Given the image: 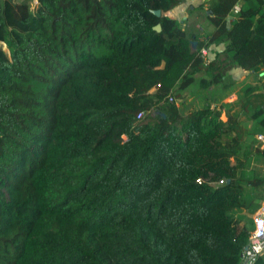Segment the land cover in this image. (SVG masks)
Instances as JSON below:
<instances>
[{"label":"trees","instance_id":"obj_1","mask_svg":"<svg viewBox=\"0 0 264 264\" xmlns=\"http://www.w3.org/2000/svg\"><path fill=\"white\" fill-rule=\"evenodd\" d=\"M185 2L0 0V264L240 262L264 84L223 97L264 70V0L188 4L190 29ZM192 85L203 104L172 100Z\"/></svg>","mask_w":264,"mask_h":264},{"label":"rangeland","instance_id":"obj_2","mask_svg":"<svg viewBox=\"0 0 264 264\" xmlns=\"http://www.w3.org/2000/svg\"><path fill=\"white\" fill-rule=\"evenodd\" d=\"M205 0H186V2L182 5H180L178 8H176L172 13L171 16H175L177 18L180 19L181 22V26H185L187 28H192V25L196 23V18L194 16V18H192L191 20H189L188 22L185 20L187 17V15L189 14L187 12V5L188 4H198L199 2H204ZM208 49L206 48V52L203 53L204 56L208 57ZM256 76V75H255ZM251 84V83H250ZM251 86L254 87V89L252 91H256L259 90L261 88V85L259 84H251ZM236 88V86H235ZM205 94H203V90L200 89L197 85H192L189 88H187L186 90L182 91L179 95H173V101H175L176 103H179L181 105H183V107H194V106H199L201 104H203L206 99H205ZM255 98H258V95L255 96ZM260 99V98H259ZM246 119L243 118V126H245L247 128V123L245 121ZM261 161L262 158L257 156V155H253L248 161V169L249 170H255L257 172H262L261 168ZM264 254V253H263Z\"/></svg>","mask_w":264,"mask_h":264},{"label":"built area","instance_id":"obj_3","mask_svg":"<svg viewBox=\"0 0 264 264\" xmlns=\"http://www.w3.org/2000/svg\"><path fill=\"white\" fill-rule=\"evenodd\" d=\"M238 5H234L233 11H237ZM202 54L206 48L201 49ZM138 112L137 116H140ZM256 138L264 141V132L257 133ZM264 253V199L252 214V226L250 227L246 244L240 253L238 264H252L258 255Z\"/></svg>","mask_w":264,"mask_h":264},{"label":"crops","instance_id":"obj_4","mask_svg":"<svg viewBox=\"0 0 264 264\" xmlns=\"http://www.w3.org/2000/svg\"><path fill=\"white\" fill-rule=\"evenodd\" d=\"M178 7H175L173 10H171L170 14ZM222 48H223L222 43L217 44V45H211L210 48L208 49V57L212 58L215 51L221 50ZM227 73L230 74V76L236 81V88L232 89L231 91L226 93V95H224V97H223L224 101L231 102V101L235 100L237 98V94L239 91L238 89L241 87L242 84H245L247 82H249L253 85H255V84L261 85V88L259 90H256V92H263L264 70H262V68L260 71L254 72V71L246 70L240 66H235V67L231 68ZM221 117L223 119H226V113L224 111L222 112ZM245 121L247 123V128H249L253 121L248 120V119H246Z\"/></svg>","mask_w":264,"mask_h":264},{"label":"water","instance_id":"obj_5","mask_svg":"<svg viewBox=\"0 0 264 264\" xmlns=\"http://www.w3.org/2000/svg\"><path fill=\"white\" fill-rule=\"evenodd\" d=\"M156 13H158V11H156Z\"/></svg>","mask_w":264,"mask_h":264}]
</instances>
